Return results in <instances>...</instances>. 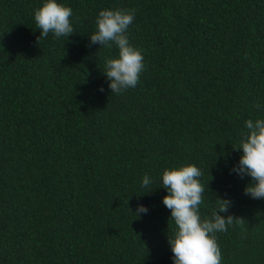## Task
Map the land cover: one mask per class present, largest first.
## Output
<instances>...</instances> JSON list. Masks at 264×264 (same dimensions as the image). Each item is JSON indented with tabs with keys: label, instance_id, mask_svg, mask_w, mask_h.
Returning a JSON list of instances; mask_svg holds the SVG:
<instances>
[{
	"label": "trees",
	"instance_id": "trees-1",
	"mask_svg": "<svg viewBox=\"0 0 264 264\" xmlns=\"http://www.w3.org/2000/svg\"><path fill=\"white\" fill-rule=\"evenodd\" d=\"M41 2L0 0V264H173L160 175L183 164L203 172L202 218L232 202L221 264H264V199L229 174L264 118V0H60L74 33L38 42ZM105 8L134 10L144 56L119 95L101 70L116 49L89 42Z\"/></svg>",
	"mask_w": 264,
	"mask_h": 264
},
{
	"label": "clouds",
	"instance_id": "clouds-1",
	"mask_svg": "<svg viewBox=\"0 0 264 264\" xmlns=\"http://www.w3.org/2000/svg\"><path fill=\"white\" fill-rule=\"evenodd\" d=\"M72 15V8L60 0H42L33 13L40 31L38 42L49 33L57 39H68L74 33ZM134 19V10L102 9L95 18V31L89 35L91 45L98 43L100 48L116 49V56L104 57L101 68L111 94L119 95L135 88L145 68L142 51L127 36ZM99 90L103 92L104 88ZM254 107L264 111V104L257 103ZM244 129L235 148L241 155L229 174L240 179L250 177L252 182L245 186L244 194L251 199H264V118H249L244 122ZM202 175V170L195 164L165 168L160 175L162 188L167 193L161 203L170 210V220L175 225L167 239L173 264H221L222 261L216 233L227 231L234 222L232 215H221L229 212L232 202L218 198V207L210 216L202 218L199 208L205 192L200 179ZM151 183L152 179L145 174L140 188H148ZM148 211L147 206L138 204L132 213L139 217Z\"/></svg>",
	"mask_w": 264,
	"mask_h": 264
}]
</instances>
